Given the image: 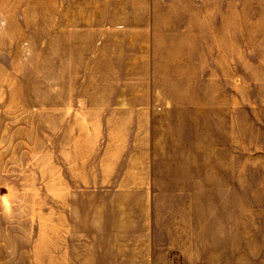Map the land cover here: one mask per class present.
Wrapping results in <instances>:
<instances>
[{"label": "rangeland", "instance_id": "1", "mask_svg": "<svg viewBox=\"0 0 264 264\" xmlns=\"http://www.w3.org/2000/svg\"><path fill=\"white\" fill-rule=\"evenodd\" d=\"M236 6L217 30L212 0H0V264H53L68 169L125 263L153 209L165 262L264 264V0Z\"/></svg>", "mask_w": 264, "mask_h": 264}, {"label": "crops", "instance_id": "2", "mask_svg": "<svg viewBox=\"0 0 264 264\" xmlns=\"http://www.w3.org/2000/svg\"><path fill=\"white\" fill-rule=\"evenodd\" d=\"M212 1L213 5L219 9L217 15L221 18L219 17L218 22L224 26L218 27L217 30H230L231 28L227 26L233 24L232 19L237 7L236 0ZM67 172L60 173L58 170L52 181V198L53 202L57 201V211L56 205H53V264H56V258L57 264H71L72 257L76 255L83 257V261H79V264H129L124 261V255L128 253H125L123 232L122 229L118 231L117 227L118 223L122 222V217L111 215L108 192L100 196V202L94 203L92 207L91 200L87 199L90 198L89 193L79 192L78 189L79 184H81L80 189L88 185L86 172L71 169ZM153 205L154 203H151L150 206ZM152 212L153 217H148L150 219L149 234L138 233L133 237L131 248L126 249L133 257L130 264L173 263L170 259L165 262V257L174 254L173 249L179 247L180 239L163 238V231L157 232L156 230L159 222L155 218V210L152 209ZM220 225L219 218H215L213 220V240L216 239L214 245L219 242ZM221 228L228 239L233 236L229 225L225 224ZM76 250L77 253H75ZM191 253L188 249L187 253L181 254L188 256ZM176 254L178 255V252ZM212 254L215 257L213 264H221L214 251ZM66 256H68L67 261Z\"/></svg>", "mask_w": 264, "mask_h": 264}]
</instances>
